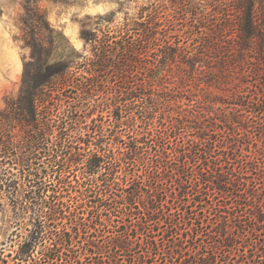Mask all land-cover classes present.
<instances>
[{
  "label": "trees",
  "instance_id": "trees-1",
  "mask_svg": "<svg viewBox=\"0 0 264 264\" xmlns=\"http://www.w3.org/2000/svg\"><path fill=\"white\" fill-rule=\"evenodd\" d=\"M165 10L82 31L91 59L65 54L63 33L26 1L28 57L0 110V202L55 224L48 237L35 224L21 256L39 246L46 264H264V0ZM176 61L193 76L170 86L161 69Z\"/></svg>",
  "mask_w": 264,
  "mask_h": 264
},
{
  "label": "rangeland",
  "instance_id": "rangeland-1",
  "mask_svg": "<svg viewBox=\"0 0 264 264\" xmlns=\"http://www.w3.org/2000/svg\"><path fill=\"white\" fill-rule=\"evenodd\" d=\"M27 0H0V110L4 107V99L7 97H15L18 93L23 62L28 57V50L23 48L21 42L20 18L24 14V5ZM179 0H30L34 6L44 12L48 22L52 27L61 31L66 38L65 54L72 52L79 56L93 59V52L90 45H85L81 38L82 31L96 32L98 36H102L101 31L108 26L111 29H118L124 20L131 17H137L139 9L150 4L159 3L165 5L166 14H170L169 7L171 3H177ZM113 19L112 23L106 22L107 19ZM181 18L189 20L187 16H175V21L180 22ZM182 35V33H180ZM192 40L187 42L190 45ZM64 54V55H65ZM82 58L79 59L81 61ZM186 69V71L183 68ZM152 75L156 70L153 69ZM161 73L165 75L163 80L172 86L179 83V78L189 81L193 75L188 67L176 63L168 64L161 69ZM141 78H144L142 75ZM201 78V77H200ZM198 78V79H200ZM178 79V80H177ZM115 81V79H113ZM113 80H110L111 82ZM251 81V82H250ZM251 83H255L253 79H248V87ZM189 91H199L203 87L191 86ZM255 85V84H254ZM250 90V89H248ZM100 95L97 96L100 100ZM188 96V95H187ZM181 103H185L184 100ZM186 107V106H184ZM175 107H173L174 109ZM172 111V110H171ZM180 111V109L176 110ZM110 124V117L102 114ZM56 179L52 176L46 178L48 190L44 192L45 200H50ZM4 204V205H3ZM48 213L47 209L40 211ZM36 211H13L10 202H0V264H46L42 255L41 247H37L25 256H21L20 247L28 236L29 232L34 229V225L42 222L45 223V236L50 235L51 225L54 222L48 219L36 220ZM117 224V223H115ZM50 226V227H48ZM252 238L258 232H252ZM260 237H263L260 235ZM45 247H50V240L45 239ZM23 257V258H21Z\"/></svg>",
  "mask_w": 264,
  "mask_h": 264
}]
</instances>
